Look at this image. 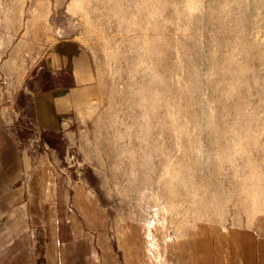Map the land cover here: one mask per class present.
I'll return each instance as SVG.
<instances>
[{"label":"rangeland","instance_id":"374dc122","mask_svg":"<svg viewBox=\"0 0 264 264\" xmlns=\"http://www.w3.org/2000/svg\"><path fill=\"white\" fill-rule=\"evenodd\" d=\"M67 36L99 93L54 218L97 264H264V0H0V90Z\"/></svg>","mask_w":264,"mask_h":264},{"label":"crops","instance_id":"0c3cea01","mask_svg":"<svg viewBox=\"0 0 264 264\" xmlns=\"http://www.w3.org/2000/svg\"><path fill=\"white\" fill-rule=\"evenodd\" d=\"M10 82L0 90V264H97L79 222L70 235L54 218L49 176L64 149L55 137L76 132L97 102L92 54L76 37L55 39Z\"/></svg>","mask_w":264,"mask_h":264}]
</instances>
